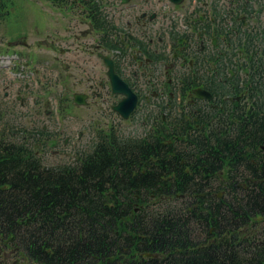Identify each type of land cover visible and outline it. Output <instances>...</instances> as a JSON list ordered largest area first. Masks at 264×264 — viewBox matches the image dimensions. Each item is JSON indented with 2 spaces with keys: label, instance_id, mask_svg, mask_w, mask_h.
<instances>
[{
  "label": "trees",
  "instance_id": "trees-1",
  "mask_svg": "<svg viewBox=\"0 0 264 264\" xmlns=\"http://www.w3.org/2000/svg\"><path fill=\"white\" fill-rule=\"evenodd\" d=\"M44 1L115 30L100 0ZM215 84L218 109L156 117L142 138L102 132L62 165L37 154L50 133L15 134L0 114V264H264V85ZM246 90L258 109L224 98Z\"/></svg>",
  "mask_w": 264,
  "mask_h": 264
},
{
  "label": "rangeland",
  "instance_id": "rangeland-1",
  "mask_svg": "<svg viewBox=\"0 0 264 264\" xmlns=\"http://www.w3.org/2000/svg\"><path fill=\"white\" fill-rule=\"evenodd\" d=\"M12 5L10 8V15L0 22V35L4 34L10 40H18L20 39L16 45H25L23 47L24 51L28 52H37L41 51L39 46L42 47V51L44 54H49L47 59L52 60L54 57L52 55L56 54L60 56L59 51L61 49H68L72 40H70V36L72 35L70 31L78 32L82 36L87 37L85 31L89 29L87 24H82V19L75 13L71 15L69 11L58 9L53 7L44 1L39 0H10ZM140 0H134L133 3H139ZM126 7V6H124ZM116 24H122L126 26L125 20H120L118 18H112ZM3 25V27H2ZM75 27L71 30V27ZM71 28V29H70ZM4 32H2V31ZM73 38V37H72ZM71 38V39H72ZM93 40V37H87ZM27 41V42H26ZM51 48V49H50ZM73 55V54H72ZM69 54L61 55V58L65 60ZM84 58L82 57V60ZM51 64L53 62L51 61ZM55 75H59L60 78H64L68 76V73L71 74L72 78L67 79L66 87L70 90L69 95L71 96L75 91H84L86 90L85 82L82 83L84 85H75V83L79 80H82L83 77L86 78V75L82 74L81 69H75L74 67L68 66V70L64 71L61 68H57L53 70ZM4 73V72H3ZM38 77L49 78V73L47 70H40L38 73ZM65 85H41L39 90L46 93L45 96H48L49 92L47 90H63ZM47 90H46V89ZM12 101V98L9 99ZM95 99L91 102L93 105ZM89 106L88 109H80L81 107H73L72 111H69L67 115H63L62 124H65V129L63 135V139L69 138V144L63 145L61 148L56 149L59 151L56 156H52L49 153H45L44 157H47L50 161L55 164H62L64 161L71 162V159L74 158L75 155H81L83 152V148H85L95 135L93 129L103 128L101 126V121L103 124H108L110 121L104 116L102 113V108L100 104L98 106ZM8 108L10 112L4 114L5 119H20L25 123H29L31 120L33 122H39L40 127H46L50 125V123L55 122L58 124L60 113L56 115H52L51 117H45L41 115L39 119L31 116L20 117L17 116L21 113H25L21 109H18L13 102L10 103L7 100L2 98V90H0V108ZM23 109V108H22ZM13 112L17 113V116H14ZM65 113V112H64ZM93 117L94 124H92L91 120H86V118ZM84 119V120H82ZM104 119V120H103ZM81 120V121H80ZM7 121V120H6ZM15 123L14 121H11ZM17 125V123H15ZM22 125V124H19ZM59 125V124H58ZM83 125H85V129H82ZM121 135L129 138H141L145 130L146 126L143 125L142 122L139 124L131 123V124H122L119 126ZM83 132L84 135L81 139H78L77 132ZM92 131V133H91ZM91 145V144H90ZM1 260V259H0Z\"/></svg>",
  "mask_w": 264,
  "mask_h": 264
},
{
  "label": "water",
  "instance_id": "water-1",
  "mask_svg": "<svg viewBox=\"0 0 264 264\" xmlns=\"http://www.w3.org/2000/svg\"><path fill=\"white\" fill-rule=\"evenodd\" d=\"M176 2H179V0H174ZM105 61L108 64L110 71L109 76L112 81L113 90L115 93H121L126 95L127 97L123 99L120 104L115 107V110L122 113L125 117H128V115L135 109L137 105V96L133 93V91L129 88L127 84H125L117 75L114 73V64L110 57H105ZM199 97H204L203 92H198ZM84 97L77 96L76 100L78 103L83 102Z\"/></svg>",
  "mask_w": 264,
  "mask_h": 264
}]
</instances>
